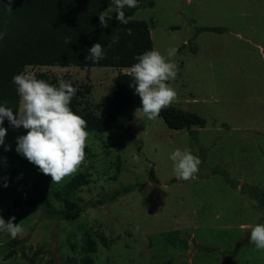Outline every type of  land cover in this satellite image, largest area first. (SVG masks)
<instances>
[{"label":"rangeland","instance_id":"374dc122","mask_svg":"<svg viewBox=\"0 0 264 264\" xmlns=\"http://www.w3.org/2000/svg\"><path fill=\"white\" fill-rule=\"evenodd\" d=\"M115 12L104 15L116 19ZM125 13L149 23L154 49L178 65L168 81L177 92L171 106L205 118L206 126L172 130L162 117L136 112L128 130L89 132L75 175L87 173L90 182L71 196L84 207L75 221L45 213L63 207L52 192L75 175L52 184L16 151L26 130L4 128L0 146L13 157L0 158V215L15 217L24 232L15 239L0 232V264H84L87 255L94 264H264V250L250 242L251 226L264 224V0H140ZM203 27L222 32H199ZM169 48L177 49L174 57ZM126 72L28 67L26 74L70 83L81 105L100 115L114 78ZM177 148L200 158L195 179L175 176L169 157ZM127 186L134 187L110 200ZM40 194L49 205L27 204Z\"/></svg>","mask_w":264,"mask_h":264},{"label":"trees","instance_id":"16d2710c","mask_svg":"<svg viewBox=\"0 0 264 264\" xmlns=\"http://www.w3.org/2000/svg\"><path fill=\"white\" fill-rule=\"evenodd\" d=\"M9 0H0V105L20 111V97L17 94L13 77L27 72L28 67L63 68H115L128 70L118 74L114 80L113 94L107 97V104L100 115L91 108L83 107L75 93L70 107L87 122L86 130L104 134L113 130L129 129L137 109L142 104L135 89V81L129 69L137 60L135 57L154 49L151 26L146 21L128 19L122 24L116 19L106 17L104 11L113 7L112 0H14L8 10ZM103 13L107 27H101L99 16ZM129 29L131 34L129 35ZM222 32L216 27H203L199 32ZM118 42L113 43V38ZM100 43L104 49V58L98 62L86 59L89 49ZM111 45V47H109ZM49 84H59L45 73L35 76ZM172 130H190L192 127L204 128L206 119L169 105L159 114ZM3 128H11L5 118ZM11 158L13 153L0 146V158ZM87 173L75 175L62 189L53 191L56 200L63 202L61 209L50 207L46 215L75 221L84 212L80 203L72 200L75 191L89 184ZM150 180L156 181L154 163L150 164ZM39 184H33L36 191ZM134 186L117 190L110 200L128 193ZM253 195V193H252ZM254 196V195H253ZM263 197V196H262ZM264 203V199H262ZM27 202L32 206L41 203L50 204L49 199L40 194ZM83 243L88 254L95 252V242L88 232L83 233ZM84 264H94L90 255L82 259Z\"/></svg>","mask_w":264,"mask_h":264},{"label":"clouds","instance_id":"9594fccd","mask_svg":"<svg viewBox=\"0 0 264 264\" xmlns=\"http://www.w3.org/2000/svg\"><path fill=\"white\" fill-rule=\"evenodd\" d=\"M13 2L14 0H9V11H12L10 5ZM112 4L116 9V20L127 24L125 8H138L140 0H112ZM99 21L101 27H107L103 13L99 16ZM3 38L4 34L0 33V40ZM116 42L118 37L113 38V43ZM176 52L177 49L169 48L167 57H174ZM103 58L102 45L93 44L86 59L98 62ZM135 59L137 63L129 71L135 81L131 86L142 104L137 112H141L149 120H154L177 98V92L168 81L176 79L178 65L155 49L146 51ZM13 83L20 97L21 110L17 113L0 105V145H3L7 133L2 127L6 118L14 128L22 127L27 133L17 138L16 151L34 164L41 173L50 176L52 184L75 175L86 160L85 150L90 135L86 130V120L70 107L76 89L68 82L62 81L57 87L23 72L13 77ZM169 159L173 162L177 179H195L201 160L190 149L177 148L170 154ZM139 161L140 157L133 153L132 162ZM4 186L7 187V184ZM0 232H6L15 239L23 234L24 228L21 223L15 222V217L5 221L0 215ZM250 242L256 249L264 250V224L251 226Z\"/></svg>","mask_w":264,"mask_h":264},{"label":"crops","instance_id":"0c3cea01","mask_svg":"<svg viewBox=\"0 0 264 264\" xmlns=\"http://www.w3.org/2000/svg\"><path fill=\"white\" fill-rule=\"evenodd\" d=\"M213 33H215V32H213ZM216 34H221V33H216Z\"/></svg>","mask_w":264,"mask_h":264}]
</instances>
